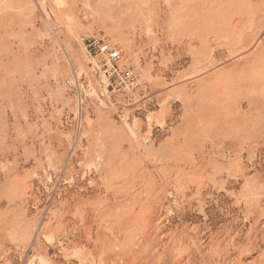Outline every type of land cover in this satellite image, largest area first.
Instances as JSON below:
<instances>
[{"label": "rangeland", "instance_id": "1", "mask_svg": "<svg viewBox=\"0 0 264 264\" xmlns=\"http://www.w3.org/2000/svg\"><path fill=\"white\" fill-rule=\"evenodd\" d=\"M0 264H264V0H0Z\"/></svg>", "mask_w": 264, "mask_h": 264}, {"label": "built area", "instance_id": "2", "mask_svg": "<svg viewBox=\"0 0 264 264\" xmlns=\"http://www.w3.org/2000/svg\"><path fill=\"white\" fill-rule=\"evenodd\" d=\"M81 44L91 56L90 68L99 73L111 91L127 93L138 84V74L127 64L119 48L95 37H80ZM100 95H103L100 90Z\"/></svg>", "mask_w": 264, "mask_h": 264}]
</instances>
